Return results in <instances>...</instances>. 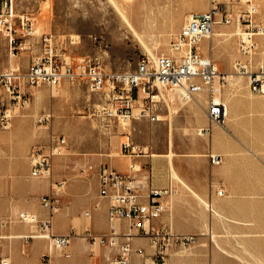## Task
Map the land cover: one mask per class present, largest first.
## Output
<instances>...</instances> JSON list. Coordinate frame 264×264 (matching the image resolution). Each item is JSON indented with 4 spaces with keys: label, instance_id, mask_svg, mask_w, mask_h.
<instances>
[{
    "label": "rangeland",
    "instance_id": "374dc122",
    "mask_svg": "<svg viewBox=\"0 0 264 264\" xmlns=\"http://www.w3.org/2000/svg\"><path fill=\"white\" fill-rule=\"evenodd\" d=\"M116 1L128 8L127 16L136 25L144 41L127 26L113 0H13V12L17 17L14 27L23 48L15 56L11 55L10 37L4 33L5 27L2 26L0 71H27L32 61L52 45L55 56L63 54L78 70L91 59L107 72L127 73L135 70L138 61L145 55L157 57L172 54L171 40L181 31L190 14L216 7L215 25L224 33L218 36L211 33L201 42L200 50L212 57L220 71L229 73L236 60L247 58L241 50V44L242 36L250 24L247 21L250 10H256L252 16L254 21H264V0ZM25 13L34 18V34L31 36H23L20 27L19 17ZM46 35L51 37V44L46 45L41 37ZM254 40L256 49L253 60L258 64L264 62V35H257ZM21 58L27 59V67L15 69L14 65L19 64ZM86 80L85 77L75 85L63 81L57 87L46 83L28 87V102L17 108L11 128H0V229H3L0 232L3 237L0 263L3 255L10 257L11 253L18 252L23 258L22 264H73L58 259L68 255L75 241L72 249L82 248L79 237L89 246L90 260L97 252L103 253L104 247L110 248L106 245L94 247L85 238L86 223L90 221V217L85 214L90 209L88 207L72 216L76 226L71 233L74 231L78 235L63 251L52 247L48 238L39 237L43 233L40 224L23 222L19 218L22 211L36 213L39 217L41 210L48 214L41 203L43 195L57 192L62 206L66 186L64 182L68 181V175L59 179H55V176L59 173L66 175L64 169L67 162L84 156L86 144L80 143L82 139L92 142L98 138L110 145L114 138L127 133L126 128L131 120L110 115V101L105 106L108 108L104 109L97 95L89 91ZM220 95L229 106L230 124L225 121L222 127L212 125L220 127L227 135L232 130L237 143L262 149L263 152L255 154L264 158V95L253 93L248 77L242 75L234 76L224 85ZM165 96L172 116L194 102L180 101L171 91H167ZM91 103L96 109H102L104 114L90 115V108L94 110ZM49 111L54 112L50 122L38 123V117ZM16 118L22 119L18 127L14 124ZM147 123L150 126L148 120ZM13 131L15 135L4 137ZM51 131L66 135L68 140L66 152L55 157L60 171L49 177L32 176V149L46 144ZM253 188L254 192L259 193L264 191V184L254 183ZM205 204L213 213L206 217V223L209 226L213 224V230L180 232L196 234L197 241L187 247L172 248L170 264H264V200L253 201L251 208L247 209L251 213L249 216L244 215L245 208H235L227 201H220L218 206L210 202ZM246 219L250 220L247 224L244 221ZM62 225L63 222L58 223V226ZM5 243L8 245L5 246Z\"/></svg>",
    "mask_w": 264,
    "mask_h": 264
},
{
    "label": "built area",
    "instance_id": "2783aa9c",
    "mask_svg": "<svg viewBox=\"0 0 264 264\" xmlns=\"http://www.w3.org/2000/svg\"><path fill=\"white\" fill-rule=\"evenodd\" d=\"M3 12L0 24L4 33L10 37L11 55L15 56L23 48L22 41L16 35L13 12V0H2ZM254 8V7H253ZM256 10H250L247 21L250 24L242 36L241 50L246 59H238L229 73L222 72L211 56L200 50L201 42L209 37L216 24L217 8L193 12L181 31L171 40L172 54L157 57L145 55L135 70L127 73L107 72L96 66L92 60L86 61L78 70L66 56H55L52 45L34 59L27 71L12 69L0 71V128H11L17 108L28 102L27 89L42 83L57 87L63 81L77 82L87 78L92 91L106 88L110 101V115H118L124 120L137 117H149L159 120V108L167 104L166 92L176 94L180 101H199V96L206 93L205 110L211 124L224 126L227 104L221 98L222 87L234 76L248 77L249 87L253 93L264 95V62L255 64L253 60L256 49L255 37L264 35V21L256 22L252 16ZM229 21V19H227ZM23 36L34 34V18L25 13L19 17ZM51 44L49 35L42 36ZM48 47V46H47ZM161 88L163 90H161ZM108 107H105V109ZM114 110V111H113ZM51 113L38 117L40 124L50 122ZM210 126L199 129V134L210 133ZM66 136L51 131L44 145L33 147L34 157L32 176L49 177L53 174L54 159L66 152ZM125 151L136 149L130 141L123 144ZM2 146L0 144V157ZM211 162H221L219 154H211ZM93 169V166H90ZM135 169V165L132 166ZM100 196L109 201L108 220L110 230L96 233L91 227L85 229V238L92 246H109L112 254L106 264H170V251L175 246H190L196 243L197 235L180 233L169 224H158L157 220L169 211L170 200L175 193L172 185L164 188H148L137 183L134 177L123 174L108 164L98 167ZM62 185V183H59ZM222 190L219 191L222 194ZM60 196L57 192L43 195L41 203L48 211L45 218L36 213L22 211L20 221L38 223L43 231L40 237L51 241L52 247L63 251L78 235L76 232L56 234L53 217L60 209ZM96 208L99 207L97 204ZM85 214L92 216L90 210ZM126 222V229L123 228ZM26 237V236H25ZM28 238V237H26ZM3 237L0 236V246ZM137 239L149 241L148 250L144 244H137ZM139 258V259H138ZM143 259L142 260H140ZM0 264H12L9 257H2Z\"/></svg>",
    "mask_w": 264,
    "mask_h": 264
},
{
    "label": "crops",
    "instance_id": "0c3cea01",
    "mask_svg": "<svg viewBox=\"0 0 264 264\" xmlns=\"http://www.w3.org/2000/svg\"><path fill=\"white\" fill-rule=\"evenodd\" d=\"M19 62L14 65L15 69L27 67V59L21 58ZM81 82L79 80L69 83L75 85ZM85 83L89 91L97 95L101 101L100 105L105 109L108 104L107 89L92 91L88 80ZM206 98V93L201 94L199 101H194L184 109L176 111L174 116L168 104L162 103L157 112L159 120H151L149 117L131 118L126 128L128 134L114 138L110 145L102 139L99 141L98 138L92 142L88 139L84 142L82 139L80 143L86 144V148L83 149L84 156L67 162L64 169L66 175L59 173L55 176V179H59L68 175V181L64 182L66 186L63 191L62 206L53 217L55 233H71L76 226L72 216L79 214L84 207L90 208L92 212L85 229L91 227L96 233H105L110 230L109 201L100 196L97 173L98 167L102 164H108L123 174L131 175L137 183L144 186V191L150 187L164 188L172 185L175 193L170 200V209L157 220V223L169 224L176 232L213 230V224L210 223L209 226L206 223V217L213 214L206 207L207 202L218 206L220 201H227L235 208H245L244 215L249 216L251 213L247 212V209L251 208L253 201L264 200V191L257 193L253 188L254 183L264 184V158L255 154L263 150L237 143L233 138L232 130H229L227 135L220 127L212 125L205 110ZM91 105L95 106L93 103ZM90 109V115L104 114L102 109L95 107L94 110ZM47 113H51L53 118L54 112L49 111L43 114ZM147 120L151 123L150 126ZM21 122L20 118L14 120L17 127L21 125ZM208 126L211 128L210 133L199 134V129ZM15 134L16 132L13 131L4 137L8 138ZM127 141L136 145L137 148L133 151L130 149L125 151L123 144ZM221 141L224 143L221 144ZM211 154H219L221 162L212 163ZM133 165L135 169H132ZM90 166H93V169H90ZM56 171H60V168H58V161L54 159L53 173ZM175 173L178 177L174 175ZM220 190L223 191L222 194L219 193ZM97 204L98 208L95 207ZM39 213L41 218L47 216L45 210ZM244 221L246 224L250 222L247 219ZM60 222L64 223L61 227L58 226ZM123 228L126 229V222H123ZM2 231L3 229H0V232ZM79 239L82 248L73 250L72 245L76 241L73 242L68 255L64 258L73 261V264H106L108 262L112 254L111 248L104 247L103 253L97 252V255L90 260L89 246L83 238L79 237ZM136 243L144 244L148 250L150 249L147 239H137ZM6 245L8 244L5 243ZM96 249L98 251V247ZM79 251H84L86 255L84 262L75 256ZM3 257L6 256L3 255ZM9 258L12 264L23 263V258H20L18 252L11 253ZM140 260L143 261L141 258Z\"/></svg>",
    "mask_w": 264,
    "mask_h": 264
},
{
    "label": "bare ground",
    "instance_id": "6f19581e",
    "mask_svg": "<svg viewBox=\"0 0 264 264\" xmlns=\"http://www.w3.org/2000/svg\"><path fill=\"white\" fill-rule=\"evenodd\" d=\"M113 4L115 6V8L117 9L118 13L121 15L122 19L127 23V26L131 29V31L139 37H141V35L139 34L138 30H137V27L136 25L131 22V20L128 18L127 16V10L128 8L126 6H124L123 4H119V2H117L116 0H113ZM0 30H2V25L0 24ZM37 32V31H36ZM224 32H222L219 28H218V25H214V29H213V32L211 35H215V36H218V35H222ZM140 39V38H139ZM141 40H143V38L141 37ZM144 41V40H143ZM146 42V41H145ZM143 42V43H145ZM146 44V43H145ZM148 46V45H147ZM150 50V49H149ZM151 54L154 55V53L151 51ZM228 115H229V106L227 104V115H226V119L225 121L227 123H229V120L228 119ZM129 123V122H128ZM225 129H227V127H225ZM174 173V172H173ZM174 175H176L178 177V175L175 173ZM59 256H62V255H59ZM77 256L76 258H78V260H82V262H84L86 260V255L84 253V251H79L77 253ZM60 260L63 261V260H68L70 261L69 259L67 258H64V257H60ZM70 262H73V261H70Z\"/></svg>",
    "mask_w": 264,
    "mask_h": 264
}]
</instances>
